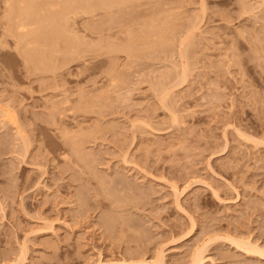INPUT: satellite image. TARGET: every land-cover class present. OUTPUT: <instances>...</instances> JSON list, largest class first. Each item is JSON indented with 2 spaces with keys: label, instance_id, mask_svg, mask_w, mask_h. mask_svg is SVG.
Segmentation results:
<instances>
[{
  "label": "rangeland",
  "instance_id": "rangeland-1",
  "mask_svg": "<svg viewBox=\"0 0 264 264\" xmlns=\"http://www.w3.org/2000/svg\"><path fill=\"white\" fill-rule=\"evenodd\" d=\"M7 1L0 264H264V0Z\"/></svg>",
  "mask_w": 264,
  "mask_h": 264
},
{
  "label": "bare ground",
  "instance_id": "bare-ground-1",
  "mask_svg": "<svg viewBox=\"0 0 264 264\" xmlns=\"http://www.w3.org/2000/svg\"><path fill=\"white\" fill-rule=\"evenodd\" d=\"M10 1H12V0H10ZM17 1H18V0H17ZM17 1H16V2H17ZM25 1H26V0H25ZM54 1H55V2H54ZM54 1L50 4V8H51L54 12H53V13H50V14H47V15L42 14V15H44V16H43L41 19H38V17H40V16H38V12H37V15H36L37 18L35 17V18H36L35 21H37V22H39V23L41 22V25L44 24V22H42V21H45L46 23L48 22L47 24L51 23V25H49V26H50L52 29L56 30V28H57L56 24H57V23L59 24L60 22H61V23L64 22V20L66 19V13H67V15H69V13L71 14L73 8H74V7L76 6V4H77V1H76L75 6H74V5H73L72 7L70 6V9H69V4H70V3H68V2L66 3V4L68 5V11L66 10V11H67L66 13H65V8L67 9V7H66L67 5H65V0H54ZM78 1H79V0H78ZM109 1L113 3L115 0H113V1L109 0ZM7 2H9V0H8ZM14 2H15V1L13 0V1L11 2V5H10V2H9L8 4H9L10 6H13V5H14V7H16L15 4H14ZM16 2H15V3H16ZM19 2H22V0H19V1H18V4H21V3H19ZM72 2H73V0H72ZM83 2H85V1L83 0L82 3H83ZM115 2H116V1H115ZM12 3H13V4H12ZM25 3H26V2H25ZM25 3L22 2V4H23L22 6H18V4H16V5H17V8H19V9L21 10V12H19V10L16 11V12H14L15 9H13L14 11H12V13H10L12 7L10 8V6H9V7L6 6V7H5V10H7V7H8V11H6L5 13L7 14V16H9V15H11V14H14V15L16 16V15L18 14L17 18L19 17V19H20V17L22 16V13L25 12L24 15L22 16V19H20V20H23L24 17H25V18H27V17L29 18L30 15H28L27 13H29V14H31V15H32V14L35 15V14H34V9H35V7H34L33 10H32V8H31V10L33 11V13H31L32 11H31V12H28L27 9H26V8H28V7H25V5H24ZM60 3H63V4L65 5V7H64V9H63V12H62V9H61V10H60V9H59V10L57 9V7L59 8ZM29 4H30V3H29ZM29 4H28V6H29ZM71 4H72V3H71ZM73 4H74V3H73ZM84 4H85V3H84ZM5 5H7V3H6ZM38 5H39V4H38ZM60 6H61V5H60ZM82 6L84 7V5H82ZM82 6H80V10H81V7H82ZM95 6L97 7L98 5H95ZM30 7H31V6H30ZM83 7H82V9H84V10H85V9H86V10H89V9H90V8L88 7L87 4H85V7H86V8H83ZM87 7H88V9H87ZM96 7H94V8H96ZM98 7H99V6H98ZM21 8H22V9L25 8L23 12H22V9H21ZM61 8H62V6H61ZM71 8H72V9H71ZM39 10H40V8H39ZM39 10L37 9V10H35V12H36V11H39ZM41 10H42V8H41ZM77 10H78V9H77ZM86 10H85V11H86ZM94 10H95V9H94ZM3 11H4V10H3ZM85 11H84V12H85ZM7 12H8V13H7ZM13 12H14V13H13ZM41 12H42V11H41ZM41 12H39V13H41ZM81 12H82V11H81ZM89 12H90V11H89ZM9 13H10V14H9ZM73 13H74V12H73ZM20 14H21V15H20ZM33 15H32V17H33ZM74 15H75V14H74ZM5 18H6V17H5ZM10 18H12L13 21H14V20H17V19H14V17H12V16H11V17L9 16V19H10ZM15 18H16V17H15ZM25 18H24V19H25ZM28 18H27V19H28ZM68 18H69V17H68ZM3 19H4V18H3ZM9 19H8V17H7V20H9ZM12 19H11V23H13L14 25H16L15 28L17 27V29H18V31H19V32H17V33H18L17 37H19V35H20L21 38H24V37H23V36H24L23 34H25V33H27L26 36H28V30H29L30 28H32V27H29V26H28V24L30 23L31 20L29 19V20H30L29 23H28V20H27V22H26V19L24 20L25 23H23L22 21H19V20H18V22L16 21V22L14 23V22L12 21ZM33 20H34V19H33ZM66 20H68V19H66ZM5 21H6V20H5ZM9 21H10V20H9ZM9 21H8V22H9ZM35 21H32V22L30 23V26H31L32 23H34ZM37 22H35L34 24H36ZM65 22L68 23V21H65ZM16 23H17V24H16ZM52 24H53V25L55 24V26H52ZM64 24H65V23H64ZM37 25H40V24L37 23ZM9 26H10V25H9ZM11 26H12V25H11ZM34 26H35V25H33V27H34ZM43 26H45V24H44ZM46 26H47V25H46ZM49 26H47L46 29H47ZM60 26H62V25L60 24ZM4 27H5V26H4ZM27 27H29V29H28ZM39 27H40V26H39ZM39 27H38V30H39ZM55 27H56V28H55ZM58 27H59V25H58ZM62 27H63V26H62ZM13 28H14V26H13ZM15 28H14V35L17 34V33H16L17 29L15 30ZM63 28H64V27H63ZM63 28H62V29H63ZM49 29H50V28H48L47 30H49ZM59 29H60V32L58 31L57 34L55 33L57 36L61 33V31H64V29L61 30V27H60ZM59 29H57V30H59ZM67 29H69V28H67ZM70 29H71V28H70ZM3 30H4V28H3ZM30 30H31V31H29V32H31V35H32V34H33V33H32V29H30ZM34 30H35V27H34ZM34 30H33V31H34ZM44 30H45V29H44ZM57 30H56V31H57ZM24 31H25V33H23ZM36 31H37V29L35 30V32H36ZM40 31H41V29H40L38 32H40ZM42 31H43V30H42ZM45 31H46V30H45ZM70 31H71V30H70ZM20 32H21V34H20ZM38 32L36 33L37 35H38ZM43 32H44V31H43ZM43 32H40L39 35H41ZM49 32H52V33H53V31H51V30L48 31V33H49ZM54 32H55V31H54ZM66 32H67V30H66ZM6 33H7V32H6ZM48 33H47V34H48ZM63 33H64V32H63ZM63 33H61V34L63 35ZM69 33H70V32H69ZM72 33H73V32H72ZM8 34H9V33H8ZM29 34H30V33H29ZM34 34H35V33H34ZM45 34H46V33H45ZM45 34H44V35H45ZM55 34H53V35H55ZM6 35H7V34H6ZM44 35H43V36H44ZM49 35H52V34L49 33ZM62 35H61V39H59V38H60L59 36H58L59 38L57 37L58 39H57L56 37H55L54 39H57V40H61V41H63L64 38H63V40H62ZM43 36H42V37H43ZM46 36H47V35H46ZM20 37H19L18 39H20ZM29 37H30V35H29ZM35 37H36V36H35ZM39 37H41V36H39ZM68 37H69V35H68ZM73 38H74V37H73ZM18 39H17V40H18ZM33 39H34V38H33ZM33 39H31V40H32V41H37V40H33ZM35 39H36V38H35ZM40 39H41V38H40ZM48 39H49V38H48ZM50 39H51V38H50ZM29 40H30V39H29ZM31 40H30V41H31ZM43 40H44V39H43ZM43 40H41V41H43ZM46 40H47V39H46ZM46 40H45V41H46ZM20 41H21V39H20ZM26 41H27V40H25V38H24V42H26ZM30 41H29V42H30ZM51 41H52V40H51ZM22 42H23V41H22ZM24 42H23V44H24ZM29 42H28V43H29ZM37 42H39V41H37ZM65 42H66V40H65ZM65 42H63V43H65ZM28 43H27V44H28ZM30 43H31V42H30ZM51 43H52V42H51ZM32 44L35 45L34 43H32ZM49 44H50V43H49ZM65 44H66V43H65ZM24 45H26V43H25ZM36 45H37V44H36ZM44 45H45V44H44ZM44 45H43V46H44ZM50 45H51V44H50ZM54 45H55V44H54ZM54 45H53V47H54ZM47 46H48V45H47ZM45 47H46V46H45ZM58 47H59V46H58ZM36 49H37V46H36ZM45 49H47V48H45ZM29 54H31V53H29ZM37 54H38V53H37ZM35 55H36V54H35ZM33 56H34V55H33ZM38 56H40V55H38ZM27 57H28V56H27ZM36 58H37V57H36ZM40 58H41V57H40ZM41 59H42V58H41ZM251 250H252V249H251ZM256 251H257V250H256ZM158 256H159V255H158ZM158 256H156L155 259L153 258L154 261L152 260V261H150V262L146 261L147 259L145 260V258L143 259V258L141 257V260L139 259L140 261H136V262L133 261L132 263H130V261L128 262L127 260H126L127 262L124 261L125 259L123 258V259H124L123 262H120V263H112V262H111V263H109V262H108V263H105V262L103 263V262L99 261L97 264H165L163 258L160 257L161 255H160L159 257H158ZM192 257H193V258H191L192 260H191V263H190V264H202L203 257H202V255H201L200 252H198V251L195 252V253L193 254ZM166 264H167V263H166Z\"/></svg>",
  "mask_w": 264,
  "mask_h": 264
}]
</instances>
